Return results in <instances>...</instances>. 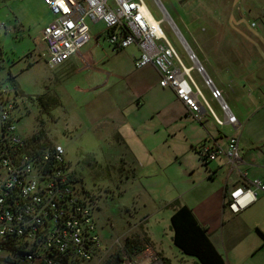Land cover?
Segmentation results:
<instances>
[{
    "label": "crops",
    "instance_id": "0c3cea01",
    "mask_svg": "<svg viewBox=\"0 0 264 264\" xmlns=\"http://www.w3.org/2000/svg\"><path fill=\"white\" fill-rule=\"evenodd\" d=\"M208 29L211 34L194 42L202 63L194 55L203 74L193 70L191 76L210 108L223 119L220 103L212 98L211 89L205 84L204 75L207 76L236 117L235 126L226 123L219 127L204 107L201 119H194L172 90L159 86L160 76L154 66L136 67V47L115 51L102 31L91 35L80 56L64 63L60 72L65 75L75 63L80 64L82 84H76L71 91L97 101L93 112H100V116L94 118L92 127L100 141L111 139L115 160L121 163L124 174L122 185L150 195L168 190L166 196L159 198L158 206L147 213L149 217L163 213L170 221L178 207L186 206L223 256L220 244L214 240L222 227L225 264H264V194L259 193L256 203L234 216L233 220H241L237 229L231 231L229 227L225 233L222 223L229 191L253 180L264 183V28L251 32L249 37L243 35L240 26L215 22ZM36 43L43 51L41 37ZM84 61L92 67L88 74L81 69ZM188 62L187 67H193ZM107 102L111 107L101 111ZM234 136L238 138L241 159L236 168L232 169L224 159L202 164L196 152L198 147L211 140L223 144ZM171 166H176L174 172L166 169ZM181 178L187 179L185 192L179 188L183 190ZM186 192L192 195L186 197ZM156 199L152 197L155 203ZM149 221L144 219L134 227L142 231L144 222ZM146 229L141 233L149 241L148 248L165 264H198L174 245L179 252L174 253L178 261L168 260L163 242L151 235L149 226ZM172 238L173 233L171 242Z\"/></svg>",
    "mask_w": 264,
    "mask_h": 264
},
{
    "label": "built area",
    "instance_id": "2783aa9c",
    "mask_svg": "<svg viewBox=\"0 0 264 264\" xmlns=\"http://www.w3.org/2000/svg\"><path fill=\"white\" fill-rule=\"evenodd\" d=\"M43 4L52 16L41 35V55L48 69L80 56L91 39L89 24L101 22L105 25L101 34L108 45L115 51L136 47V67L154 66L159 72V86L172 90L194 119H201L204 107L219 127L237 125L220 91L205 80L224 118L213 112L191 76L193 70L203 74L196 56L184 44L193 67L183 63L162 31L167 17L155 20L143 0H43ZM2 27L6 33L15 31ZM83 63L82 70L92 68ZM1 73L0 68V264L91 262L97 259L102 245L90 200L76 188L60 145L41 148L33 135L26 137L18 131L16 112L22 97ZM196 152L202 164L224 159L233 169L241 163L235 136L223 144L211 140ZM259 193L264 194V183L259 180L239 185L226 194L224 207L237 215L256 203ZM120 256L121 264H165L148 247L133 258L122 249Z\"/></svg>",
    "mask_w": 264,
    "mask_h": 264
},
{
    "label": "rangeland",
    "instance_id": "374dc122",
    "mask_svg": "<svg viewBox=\"0 0 264 264\" xmlns=\"http://www.w3.org/2000/svg\"><path fill=\"white\" fill-rule=\"evenodd\" d=\"M143 2L155 20H164V17H167L161 25L162 31L186 66L190 63L184 44L202 63L194 42L211 34L208 28L215 22L231 27L240 26L245 37L264 28V0ZM226 11L227 16L224 17ZM51 20V14L43 0H0V49L3 51L4 68L1 74L5 78L12 76L22 94L16 112L15 124L18 131L30 137L42 130L43 143L49 146L60 145L65 153L68 171L77 181L76 188L82 190L90 200L92 217L102 246L97 259L83 264H98V261L99 264L113 263L116 253L124 249L126 238L138 239L143 246L148 247L149 241L141 233L143 230L147 232V226L151 235L163 242V250L168 260L177 262L178 258L174 253L179 252L170 240L172 231L167 216L160 213L154 218L147 214L154 206H158L159 198L166 196L168 190L150 195L136 187L122 185L124 174L121 163L115 160L111 139L100 141L95 127H92L94 118L100 116V112H93L97 101L93 102L89 95L84 97L71 91L76 84H82L80 64L75 63L73 69L64 73L65 75L60 72V67L50 70L45 65L36 40L41 37V32ZM2 25L15 28V31L6 33ZM89 28V34L93 35L103 31L105 25L99 22L89 24ZM203 29L207 30L204 35ZM88 71L89 69L83 74L90 73ZM39 96H54L62 102L58 99L60 106L45 114L39 106L40 103L34 99ZM110 107L111 104L107 102L101 111ZM162 150L166 151L167 148L162 147ZM166 169L174 172L176 166ZM178 178L180 179V176ZM186 180L181 181L183 190L182 187L179 188L182 192L187 190ZM190 195L192 193L186 192V197ZM152 197L157 198L156 203ZM234 216L225 209L222 219L223 232L226 233L229 227L231 231L238 228L241 220H233ZM144 219L150 221L149 224L144 222L142 231L140 227H134ZM221 237L223 239L222 227L214 240L220 244L225 257Z\"/></svg>",
    "mask_w": 264,
    "mask_h": 264
},
{
    "label": "trees",
    "instance_id": "16d2710c",
    "mask_svg": "<svg viewBox=\"0 0 264 264\" xmlns=\"http://www.w3.org/2000/svg\"><path fill=\"white\" fill-rule=\"evenodd\" d=\"M0 65L1 71H3V51L1 49ZM7 79L22 97V94L16 87L14 78L9 76ZM34 99L36 102L40 103L39 106L45 114L49 113L50 109L60 106V102L54 96H39ZM42 136L43 131H37V133L33 135V141L38 143L41 148L48 147L49 145L41 141ZM170 229L173 233V245L183 255L196 259L198 264H225L223 256L215 249L210 241L207 230L199 225L190 208L181 206L173 212L170 217ZM123 247L124 251L131 258L142 253L146 249V245L143 246L140 241L135 238H126ZM115 256V261L113 263L106 262L103 264H121L122 259L120 253H116Z\"/></svg>",
    "mask_w": 264,
    "mask_h": 264
},
{
    "label": "water",
    "instance_id": "95a60500",
    "mask_svg": "<svg viewBox=\"0 0 264 264\" xmlns=\"http://www.w3.org/2000/svg\"><path fill=\"white\" fill-rule=\"evenodd\" d=\"M204 79H205V80H208V78H207V76H206V75H204Z\"/></svg>",
    "mask_w": 264,
    "mask_h": 264
}]
</instances>
